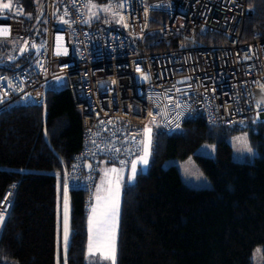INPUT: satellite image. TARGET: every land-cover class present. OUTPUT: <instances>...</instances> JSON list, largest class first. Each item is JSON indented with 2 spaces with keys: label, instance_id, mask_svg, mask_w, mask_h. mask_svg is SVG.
Returning a JSON list of instances; mask_svg holds the SVG:
<instances>
[{
  "label": "trees",
  "instance_id": "obj_1",
  "mask_svg": "<svg viewBox=\"0 0 264 264\" xmlns=\"http://www.w3.org/2000/svg\"><path fill=\"white\" fill-rule=\"evenodd\" d=\"M37 1L24 0L21 11L9 13L30 23ZM249 6L253 14L245 22L244 40L264 28V0H249ZM165 20L162 13L152 14L151 31L145 39L148 50L171 48L182 41L160 36L157 27ZM101 23L97 20L94 26ZM202 40L226 41L219 34H208ZM43 41L40 20L23 52L0 64V72L32 62ZM155 126L149 170L139 172L134 182L123 187L116 264H254V248H264V122L212 126L194 114L172 133ZM242 129L250 132L259 149L253 161L232 157L226 137ZM205 141L216 144L215 156L195 157L212 186H190L176 165L165 166V162L186 158ZM83 145L81 111L67 86H47L42 102L15 101L0 111V200L16 184L2 225L0 264H57L59 250L60 264H64L63 248L58 246L64 181ZM91 193L69 190L65 264H90L86 250Z\"/></svg>",
  "mask_w": 264,
  "mask_h": 264
},
{
  "label": "built area",
  "instance_id": "obj_2",
  "mask_svg": "<svg viewBox=\"0 0 264 264\" xmlns=\"http://www.w3.org/2000/svg\"><path fill=\"white\" fill-rule=\"evenodd\" d=\"M10 1L12 9L0 12V30H8L0 38L25 43L42 19L44 41L32 62L0 72V111L32 100L35 89L44 94L55 77L66 79L84 140L66 171L67 195L92 191L102 157L127 163L137 156L149 123L172 133L194 114L212 126L264 122V28L244 40L249 0H115L118 21L99 27L89 21L88 0H38L30 23L9 13L21 11L24 0ZM153 13L166 15L157 29L163 39L180 37L178 45L147 49ZM208 34L226 41L204 42ZM13 185L0 200L4 219Z\"/></svg>",
  "mask_w": 264,
  "mask_h": 264
},
{
  "label": "rangeland",
  "instance_id": "obj_3",
  "mask_svg": "<svg viewBox=\"0 0 264 264\" xmlns=\"http://www.w3.org/2000/svg\"><path fill=\"white\" fill-rule=\"evenodd\" d=\"M9 3L11 6L8 9H4L2 5ZM112 0H88L87 13L89 15L90 23L94 20H100L102 23H113L118 21V18L111 12ZM95 5V7H93ZM105 7H109L108 11H104ZM12 9V2L10 0H0V12L4 13ZM42 20V19H41ZM40 21L38 22V24ZM37 24V25H38ZM25 43H21L16 39H2L0 38V64L8 63L15 58V55H19L23 52ZM11 45L10 48H5L6 45ZM20 48V49H19ZM19 49V50H18ZM18 50V51H17ZM17 51V52H16ZM15 52L16 54H13ZM54 89H61L66 87V79L62 76L55 77L50 85ZM32 98L38 99L41 95V89H35L31 93ZM151 129L150 133H146L145 129ZM142 131V137L145 140V147H148L149 155L147 157V164L142 165L140 172H147L150 166V159L153 152L154 142L153 134L156 131L154 123H149L148 126ZM137 132H140L137 130ZM150 137V142H149ZM227 141L232 146V157L236 161H253L255 156L259 154V149L253 144L250 132L246 129L238 130L229 133L226 137ZM250 149V151H249ZM216 154V144L212 141H205L197 147L193 154L187 156L184 159H169L165 162V166L176 165L180 171L181 177L190 186L206 188L212 186V182L204 169L196 159L195 155H204L213 157ZM144 156V154H143ZM92 196V193H91ZM122 199V195H121ZM122 201V200H121ZM120 222V215L118 217ZM62 223V220H61ZM63 224V223H62ZM117 243L118 235L116 237V256H117ZM86 259L90 264H112L108 249L104 246V242H94L93 254L86 252ZM116 260V257H115ZM252 260L254 264H264V248L262 245H258L254 248L252 254Z\"/></svg>",
  "mask_w": 264,
  "mask_h": 264
},
{
  "label": "crops",
  "instance_id": "obj_4",
  "mask_svg": "<svg viewBox=\"0 0 264 264\" xmlns=\"http://www.w3.org/2000/svg\"><path fill=\"white\" fill-rule=\"evenodd\" d=\"M94 23L96 22H93V24ZM43 99H44L43 92H41L40 98L38 99L32 98L33 101H37V102H42ZM144 144H145V140L143 137V144L141 151L131 162L124 163V162L113 161L107 158L101 159L96 174L95 182L92 188L91 203L87 211V250H88L89 236H90L89 218L92 217V221H93L92 233H91L93 237V241L95 243L99 242V244L101 245V242L103 241L102 237L104 236V231H103L104 226L102 223H98V222L104 219L103 213L106 210L110 209L113 206V204H118V217L119 215H121V200H122L121 195H122L123 187L126 183H132L135 181L137 174L141 171L142 165H144L140 160V157H142L144 154V150H145ZM134 162L136 163V175L134 179H130V177L132 176V164ZM112 169H115L116 171H112ZM64 202H65V196H64ZM93 209H95L96 211L93 212ZM64 216H65V212L63 210V212L59 217L62 219L63 224L61 223L60 220L59 230H58V246L62 245V241H63ZM118 217L116 220V229H115L116 237L118 235L119 225H120ZM68 224H69V214H68ZM63 255H66V252L64 250H63ZM60 256H61V252L59 250V252L57 253V264H60L61 262ZM63 263L65 264V261H63Z\"/></svg>",
  "mask_w": 264,
  "mask_h": 264
},
{
  "label": "snow or ice",
  "instance_id": "obj_5",
  "mask_svg": "<svg viewBox=\"0 0 264 264\" xmlns=\"http://www.w3.org/2000/svg\"><path fill=\"white\" fill-rule=\"evenodd\" d=\"M10 4L9 3H4L2 5V7L4 9H8L10 8ZM93 7H95V5H93ZM104 11H108L109 7H105L103 9ZM122 19V18H121ZM8 30L7 29H2L0 30V34H7ZM264 87V86H262ZM5 95H7V93H5ZM0 102H3L2 99H0ZM146 133H150L151 129L146 128L145 129ZM149 142H150V137H149ZM250 151V149H249ZM149 150L148 147H145L144 150V156L140 157V160L143 164H147V157L149 155ZM112 171H116L115 169H112ZM136 175V163L134 162L132 164V176L130 177V179H134ZM13 187H15L13 185ZM11 193H9L10 195ZM7 196H5V200H7ZM96 210L93 209V212H95ZM104 219L98 223H102L104 226V236L102 237L103 242H104V246L108 249L109 254H110V258L112 261V264H116V220L118 217V204H113V206L106 210L103 213ZM4 219V217L2 215H0V222H2ZM92 217L89 218V232H90V236H89V245H88V251L89 254H93V237L91 235L92 233ZM99 232V229H98ZM68 236H69V225H68V215H67V193L65 192V216H64V226H63V242H64V247H65V251L67 249V244H68Z\"/></svg>",
  "mask_w": 264,
  "mask_h": 264
},
{
  "label": "water",
  "instance_id": "obj_6",
  "mask_svg": "<svg viewBox=\"0 0 264 264\" xmlns=\"http://www.w3.org/2000/svg\"><path fill=\"white\" fill-rule=\"evenodd\" d=\"M56 11H58V9H56ZM257 92H259V91H257ZM259 94V93H258ZM87 168H89V164H87Z\"/></svg>",
  "mask_w": 264,
  "mask_h": 264
}]
</instances>
